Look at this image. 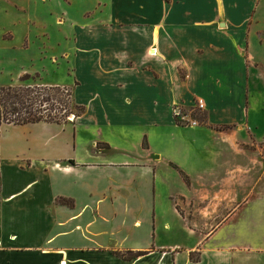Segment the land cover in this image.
Wrapping results in <instances>:
<instances>
[{"label":"crops","instance_id":"0c3cea01","mask_svg":"<svg viewBox=\"0 0 264 264\" xmlns=\"http://www.w3.org/2000/svg\"><path fill=\"white\" fill-rule=\"evenodd\" d=\"M54 2L0 0V89L73 84L85 109L0 113V264H264V179L246 157L249 129L264 140V0H97L112 14L84 8L61 51Z\"/></svg>","mask_w":264,"mask_h":264},{"label":"trees","instance_id":"16d2710c","mask_svg":"<svg viewBox=\"0 0 264 264\" xmlns=\"http://www.w3.org/2000/svg\"><path fill=\"white\" fill-rule=\"evenodd\" d=\"M30 78L29 75L23 76L21 82H26ZM46 105H52L53 108L47 109ZM72 107L80 111L78 116L85 111L84 107L74 103L73 91L62 87L21 85L0 90V113L4 124L16 126L41 122L62 124L68 122L67 119L72 114ZM53 111L55 112L53 113ZM58 204L74 207V202L65 198H60ZM146 254L132 251L114 252L116 257L126 261H133ZM194 255L192 253L191 258L196 261Z\"/></svg>","mask_w":264,"mask_h":264},{"label":"rangeland","instance_id":"374dc122","mask_svg":"<svg viewBox=\"0 0 264 264\" xmlns=\"http://www.w3.org/2000/svg\"><path fill=\"white\" fill-rule=\"evenodd\" d=\"M58 1L60 0H55L54 2V7H55V12H57L58 8H59V15L61 17V21H60V32L56 33L55 36H60V38H56L57 40L60 39V44H61V50H63V48L66 46L67 44V39L66 37H70V35L72 34V29H71V25L76 23V22H80L81 20H83L84 17V12L83 9L86 7H90L93 8L92 12L88 13L87 16L92 15L95 18L98 17H104L106 15H111L112 14V5L111 7H106V8H100L98 6H96L98 4L97 0H76L75 3L72 4V0H61V4L60 6H58ZM106 3H110L111 0H104ZM52 1L50 2L51 6H52ZM49 4V5H50ZM72 4V5H70ZM41 7V6H40ZM40 7H35L34 8V13L39 12V16L43 17L46 14V11L41 9ZM48 7V5H47ZM84 17V18H83ZM60 48V47H59ZM35 49V48H34ZM37 54L39 53L37 50H32L30 52V54ZM5 62V66H7L8 61H4ZM61 71L55 75H53V79L57 82H67L69 83V80H71V78L68 76V73L66 72V67L62 66L61 67ZM31 77V76H30ZM39 83V78L36 76L31 77L29 80H27L26 82H22V86H26V85H38ZM66 89H73V84H72V88H66ZM263 89V88H262ZM1 90V89H0ZM264 91V90H262ZM263 103V102H261ZM46 108H53L52 105H46ZM262 109V107H257V111ZM256 111V112H257ZM55 111H53L54 113ZM253 112V117L258 118V120L262 123L263 129H264V122H262L261 116H255V113ZM80 114V111L75 108L72 107V114L68 117V121H74L75 117L78 116ZM256 129H259V125L256 126ZM249 133L252 136V141L249 142L246 147L249 148L251 150V154L249 156H246L247 158H250V162L253 163V166H255L256 168L254 169L253 173H257V177L258 179H261L260 174H262V178L264 179V140H262V138L260 139V136L257 135L256 131L252 129H249ZM249 154V152H247ZM259 170V174L258 171ZM255 177H253V179H256ZM194 259H198L197 258V254L194 255Z\"/></svg>","mask_w":264,"mask_h":264},{"label":"built area","instance_id":"2783aa9c","mask_svg":"<svg viewBox=\"0 0 264 264\" xmlns=\"http://www.w3.org/2000/svg\"><path fill=\"white\" fill-rule=\"evenodd\" d=\"M196 107L198 110L205 109V102L202 99H198L196 103ZM178 124L183 127H196L200 125V122L197 119H194L193 115L186 112H178Z\"/></svg>","mask_w":264,"mask_h":264}]
</instances>
